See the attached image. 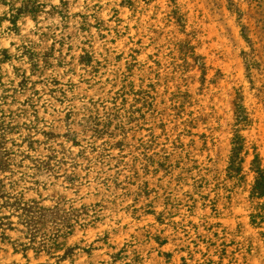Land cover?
Here are the masks:
<instances>
[{"label": "rangeland", "instance_id": "rangeland-1", "mask_svg": "<svg viewBox=\"0 0 264 264\" xmlns=\"http://www.w3.org/2000/svg\"><path fill=\"white\" fill-rule=\"evenodd\" d=\"M0 110L1 185L73 248L0 228V264H264V0H0Z\"/></svg>", "mask_w": 264, "mask_h": 264}, {"label": "trees", "instance_id": "trees-1", "mask_svg": "<svg viewBox=\"0 0 264 264\" xmlns=\"http://www.w3.org/2000/svg\"><path fill=\"white\" fill-rule=\"evenodd\" d=\"M237 112V110H236ZM238 120L242 119L237 112ZM9 116L0 110V171L8 164V157L12 152L8 151L7 144L16 146L15 140H9L7 134L14 129L16 125L11 124ZM239 127V126H238ZM239 129L234 130L232 138V147L229 158V172H237L240 163V153L243 150V141L238 133ZM32 142H34L32 140ZM32 146H30L31 148ZM3 158V159H2ZM254 180L252 185L251 196L257 200L255 204V213L252 214V220L256 223L264 222V170L261 168L256 159L251 162ZM5 212H2V211ZM12 219H15L12 221ZM258 221V222H257ZM16 226V227H14ZM0 228L3 230L19 231L25 242L20 246L24 249L32 248L36 252H45L49 256L62 258L73 248L68 246L62 256H59L57 249L60 246L59 238L66 236L72 229V224L67 221L59 204L53 206L39 205L34 200L24 201L16 193L4 189L0 182ZM59 256V257H58Z\"/></svg>", "mask_w": 264, "mask_h": 264}]
</instances>
